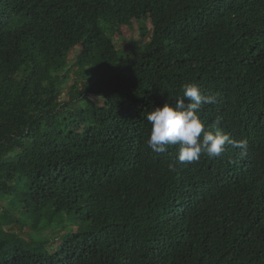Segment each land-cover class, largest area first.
<instances>
[{
  "label": "trees",
  "instance_id": "16d2710c",
  "mask_svg": "<svg viewBox=\"0 0 264 264\" xmlns=\"http://www.w3.org/2000/svg\"><path fill=\"white\" fill-rule=\"evenodd\" d=\"M186 83L245 154L148 148ZM0 264H264V0H0Z\"/></svg>",
  "mask_w": 264,
  "mask_h": 264
},
{
  "label": "clouds",
  "instance_id": "9594fccd",
  "mask_svg": "<svg viewBox=\"0 0 264 264\" xmlns=\"http://www.w3.org/2000/svg\"><path fill=\"white\" fill-rule=\"evenodd\" d=\"M216 102L213 95L204 94L195 83L183 86V95L174 102L165 100L162 105L147 111L146 119L151 129L146 140L148 148L154 153H165L170 146L178 145L177 160L180 163L198 161L201 155L218 157L226 145H232L245 154L246 139H233L220 127L210 130L200 118L199 110L203 105ZM174 170L175 165H170Z\"/></svg>",
  "mask_w": 264,
  "mask_h": 264
},
{
  "label": "rangeland",
  "instance_id": "374dc122",
  "mask_svg": "<svg viewBox=\"0 0 264 264\" xmlns=\"http://www.w3.org/2000/svg\"><path fill=\"white\" fill-rule=\"evenodd\" d=\"M146 27L147 29L151 28L150 21H146ZM119 35L120 37L118 45L120 47L128 49L130 52L139 50V48H141L147 41V38L141 37L138 22L135 20L132 21L131 27L122 28L118 32V36ZM5 228L7 227L5 226ZM13 229L17 230V227L13 226ZM56 242H59V240H57Z\"/></svg>",
  "mask_w": 264,
  "mask_h": 264
}]
</instances>
